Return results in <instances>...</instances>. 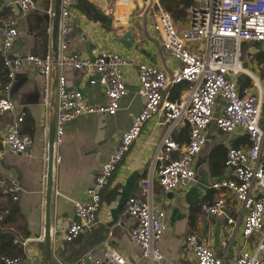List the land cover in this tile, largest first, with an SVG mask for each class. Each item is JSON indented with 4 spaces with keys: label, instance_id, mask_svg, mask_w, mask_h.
Returning <instances> with one entry per match:
<instances>
[{
    "label": "built area",
    "instance_id": "obj_1",
    "mask_svg": "<svg viewBox=\"0 0 264 264\" xmlns=\"http://www.w3.org/2000/svg\"><path fill=\"white\" fill-rule=\"evenodd\" d=\"M161 1L112 0V5L116 15L118 9L127 7L137 9L138 17L146 15L149 18L151 37L160 45L163 53L177 63L170 74L150 64L134 63L115 52L101 51L93 58L69 53L67 47L74 32L70 16L76 0H60L53 162L58 161L55 150L61 143L65 124L82 115L115 114L119 100L127 94L123 82L124 69H135L137 95L143 101L140 112L119 137L113 154L102 164L86 189L87 202L72 204V220L63 228L62 240L71 242L97 225L100 193L148 120L155 118L158 123L171 126L182 122L188 127L186 144L178 146L164 136L159 143V153L155 156L159 165L154 176L139 184L143 199L140 201L129 197L125 201V213L134 221L129 238L139 247L141 256L148 261L171 264L164 260L156 246L165 226L164 213L153 202L152 180L162 194L189 188L195 180L194 160L205 145L206 129L213 124L220 133L239 131L247 140L245 147L228 148L225 152L223 167L230 177L216 180L210 185L214 191L228 192L241 206L240 238L243 246L230 264H264V93L258 77L242 68L240 63L242 44L258 43L264 52V0H188L190 6L180 22L172 20ZM4 3L21 16L35 8L34 0H4ZM46 14L51 20L53 11L49 5ZM116 15L111 23L125 21L124 15L119 18ZM17 24L15 17H9L3 24L0 64L4 77L0 83V118L3 112L13 109L10 87L22 61L34 67L43 79L41 104L43 107L48 105L47 80L52 66L51 57L45 54L43 57L28 55L23 59H10L7 56L18 35ZM46 34L50 35V28L46 29ZM69 69L86 77L89 84L100 85L106 104L89 106L79 91L67 89L64 72ZM91 75H95L96 79H91ZM239 75L250 79V85L241 93L236 82ZM181 83L187 84L185 94L171 100L169 90ZM251 88H254V92ZM21 122L22 115L14 119L6 131H0V143H4L12 155L29 157L32 139L20 132ZM40 130L46 136L45 124ZM171 152L178 154L176 159L170 160ZM18 191L14 183L0 180V194L3 196L16 201ZM224 209V194L210 204L199 205V212L208 217H220ZM233 224L232 219H226V226ZM253 238L256 239L254 247L245 248L248 240ZM185 246L192 253L194 264H223V259L216 257L194 234L185 238ZM1 260L4 264L21 262L19 259ZM74 264L83 262L78 260ZM95 264L128 263L120 255L107 252Z\"/></svg>",
    "mask_w": 264,
    "mask_h": 264
},
{
    "label": "crops",
    "instance_id": "obj_2",
    "mask_svg": "<svg viewBox=\"0 0 264 264\" xmlns=\"http://www.w3.org/2000/svg\"><path fill=\"white\" fill-rule=\"evenodd\" d=\"M88 1L104 15L115 19L112 0ZM34 3L35 8L21 16L15 9L5 6L4 0H0V42L6 20L15 17L18 23V35L7 54L10 59H23L28 55L42 57L45 54L51 57L50 35L46 34V29H51V21L46 9L48 5L53 9V0H34ZM137 14V9H118L117 18L124 15L125 21L111 23L110 30H106L100 24L93 23L76 4L70 16L74 32L67 47L68 52L86 58H93L101 51L115 52L134 63L150 64L170 74L177 63L165 55L151 37L149 18L146 15L138 17ZM125 34L129 35L126 46L119 42ZM57 74V69L52 68L47 80L46 107L41 104L44 81L35 68L25 61L15 72L10 87L13 120L22 115L19 129L32 139L29 157L12 155L0 143V180L14 183L19 188L15 202L28 232V237L20 242L24 252L22 264H42L47 133L44 136L40 127L45 124L48 132V123L54 114ZM3 77L4 70L0 64V83ZM64 78L66 88L79 91L87 105L106 104L100 85L89 84L86 77L70 69L64 72ZM90 78L95 80L96 76L91 75ZM123 82L127 94L119 100L114 115H82L64 126L61 143L55 150L58 161L52 165L50 264H69L67 259L70 255L84 252L80 259L83 264H95L107 252L120 255L128 264H166L143 258L139 247L130 240L129 233L134 221L125 213V201L129 197L140 201L143 199L139 184L154 176L159 165L155 156L159 153V143L164 136L178 146L186 144L188 127L182 122L171 126L158 123L155 118L148 120L100 193L97 225L84 231L73 244L62 240V230L72 220V204L87 202L86 189L102 164L113 154L119 137L127 131L132 118L141 110L143 101L137 95L135 69L123 70ZM186 87L180 90L177 99L185 94ZM173 93L172 87L169 98ZM3 121L2 116L0 125ZM205 138V145L193 163L195 180L189 188L162 194L152 180L153 202L163 211L165 226L156 246L164 260L171 264L195 263L192 253L185 246V238L190 234L198 238L201 222L206 223L207 229L205 240L198 238L199 241L216 257L222 258L223 264H230L243 246L240 238V204L228 192L214 191L210 185L216 180L230 177L223 167L225 152L228 148L245 147L246 137L239 131L220 133L211 124L205 131ZM177 156L176 152L169 154V158L176 159ZM197 171L201 176L196 175ZM220 194H224L225 199L223 215H202L199 205L212 203ZM227 218L232 219L234 224L226 226ZM247 243L245 248L250 249ZM57 251L61 252L62 258L57 257Z\"/></svg>",
    "mask_w": 264,
    "mask_h": 264
},
{
    "label": "trees",
    "instance_id": "obj_3",
    "mask_svg": "<svg viewBox=\"0 0 264 264\" xmlns=\"http://www.w3.org/2000/svg\"><path fill=\"white\" fill-rule=\"evenodd\" d=\"M161 3L164 9L170 14L172 20L175 22H180L184 19L186 10L190 6V2L188 0H162ZM255 44H242L241 47H255ZM252 60L258 72V79H264V52L262 51V49L256 51L252 55ZM236 82L238 84L240 93L244 88L250 85V79L244 75H239L236 78ZM185 86H187L186 83H181L173 86L174 93L170 96V99L176 100L180 90ZM20 132L24 133L21 130ZM170 160H174V158L171 157ZM81 234H79L73 241L67 242V244H73L74 242H76ZM27 237L28 232L26 223L23 216L19 212L16 202L12 201L10 197L0 194V264H4L1 260L3 258L19 259L21 261L20 264H22V261L24 259V252L20 242ZM41 249L43 250L42 243ZM84 255L85 252L80 253L79 255H70L67 260L69 261V264H74ZM57 257L62 258V254L60 251H57Z\"/></svg>",
    "mask_w": 264,
    "mask_h": 264
},
{
    "label": "water",
    "instance_id": "obj_4",
    "mask_svg": "<svg viewBox=\"0 0 264 264\" xmlns=\"http://www.w3.org/2000/svg\"><path fill=\"white\" fill-rule=\"evenodd\" d=\"M76 4L79 8L87 15L93 23H98L102 28L110 30L111 18L101 13L91 2L88 0H76ZM60 0H53V15L51 17V29H50V48H51V62L52 68L55 67V62L57 58V35H58V22H59V6ZM128 34H125L123 38L119 39V42L123 45H127ZM43 57V56H42ZM20 59V58H19ZM55 109V105H54ZM4 121L0 125L1 131H6L7 128L12 124L13 115L11 111H5L2 114ZM54 135V114L50 117L48 123L47 132V146H46V171H45V184H44V224H43V255L42 264H50V215H49V205L52 187V165H53V149L52 141ZM2 146L7 149L6 145L2 143ZM197 176H201V173L197 171ZM201 230L198 235L200 240H205L206 235V223L201 222ZM85 260V259H84Z\"/></svg>",
    "mask_w": 264,
    "mask_h": 264
},
{
    "label": "rangeland",
    "instance_id": "obj_5",
    "mask_svg": "<svg viewBox=\"0 0 264 264\" xmlns=\"http://www.w3.org/2000/svg\"><path fill=\"white\" fill-rule=\"evenodd\" d=\"M75 5H76V2L74 4V6ZM258 50H261V45L258 44V43L255 44V47H253V46H244V47L240 48V53H241L240 63H241L242 68L248 70L249 72L253 73L256 76H258V72H257L256 66H255V64H254V62L252 60V55ZM248 54L250 56H248ZM259 80H260V85H261V87L263 89V93H264V79L259 78ZM251 91L254 92V88H251ZM262 110H263V115H264V106H263ZM255 243H256V239L255 238L248 240V247L250 249H252L254 247Z\"/></svg>",
    "mask_w": 264,
    "mask_h": 264
}]
</instances>
